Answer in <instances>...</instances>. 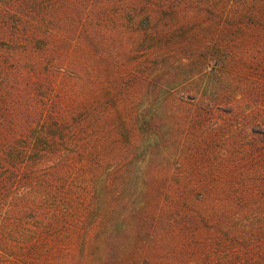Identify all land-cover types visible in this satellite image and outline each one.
<instances>
[{
	"label": "trees",
	"instance_id": "obj_1",
	"mask_svg": "<svg viewBox=\"0 0 264 264\" xmlns=\"http://www.w3.org/2000/svg\"><path fill=\"white\" fill-rule=\"evenodd\" d=\"M117 1L0 0V251L4 255L24 252L12 241L16 239L34 255L38 239L49 234L59 237L57 223H81L83 213L101 205L114 212L126 205L127 200H121L129 182L127 157L139 148L140 131L141 136L158 129L149 130L152 122L140 123L139 118L132 126L125 112L118 121L124 101L145 87L167 91L180 75L190 74L193 79L186 78L185 89L209 113L226 101V91L223 94L215 85L202 88L195 80L209 63L222 61L234 68L232 64L243 62L264 69V0H119L114 5ZM185 4L195 7L196 15L206 11L212 24L180 11ZM123 17L135 27L131 35L135 44L147 48L145 59L122 55L129 57L127 74L120 70L122 56L92 55L104 27L118 28ZM195 24L202 26L200 32L189 35ZM181 34L188 39H180ZM238 54L240 60L234 58ZM101 61L109 65L100 66ZM243 90L262 106L264 90ZM168 93L175 99L174 91ZM232 113L239 115L240 107ZM263 114L256 115L261 119L253 121L249 135L243 136L247 143L242 149L254 157L247 169L231 180L176 177L172 189L161 188L164 201L174 205L170 212L182 210V221L215 222L220 234L215 251L223 252L224 264H264ZM243 120L251 124L247 117ZM224 150L216 145L211 152L223 158ZM53 208V226L43 229ZM15 214L22 229H7L3 220ZM197 264L216 263L206 253Z\"/></svg>",
	"mask_w": 264,
	"mask_h": 264
},
{
	"label": "rangeland",
	"instance_id": "obj_2",
	"mask_svg": "<svg viewBox=\"0 0 264 264\" xmlns=\"http://www.w3.org/2000/svg\"><path fill=\"white\" fill-rule=\"evenodd\" d=\"M118 3L121 2L118 0L114 5ZM114 5L112 14L116 18L117 8ZM192 7L185 4L180 11L196 21L205 18L207 25L212 24L211 15L206 11L196 15ZM123 19V22L118 20V28L104 27L107 32L99 38V48L92 52L93 56L112 53L116 57L133 53L132 57L147 58L145 44L138 46L131 38L134 25ZM164 25L162 23L161 26ZM201 27L195 24L189 30V35L194 31L200 32ZM180 39L187 40L188 37L181 34ZM225 47L223 44L221 50L224 51ZM233 50L240 48L233 47ZM142 51L145 52L140 54ZM128 58L121 57L123 64L120 70L126 74L130 69ZM234 58L240 60L239 54ZM88 63L94 64L92 61ZM108 65L105 61L100 62V66ZM232 66L234 68L226 67L222 61H212L200 74V69L194 72H198L195 80L198 79L202 88L215 85L223 94L226 91V101L220 102L209 113L202 109L203 103L193 100L190 89H185L186 78L193 79L190 74L184 77L180 75V80L167 91L151 92L145 87L139 94L124 101V106L121 104L118 110V121L125 112L131 117L132 126L139 118L140 123L142 120L152 122V129L149 130L158 129L149 134L142 132L141 136L140 131L136 140V145L140 146L133 157H127L129 182L127 196L121 200H127L126 205L117 212L107 207L101 208V205L92 212L88 210L83 213L81 223H57L61 231L59 237L52 238L49 234L44 240L38 239V252L34 255L26 253L21 239L12 240L18 242L24 252L9 256L0 251V264H197L206 253H211V259L216 264H221L222 256L224 264L223 252L220 256L215 251L220 237L218 229L214 227L215 222L208 225L205 222L182 221V210L175 208L173 210L176 211L171 213L174 205L167 204L170 202L166 203L164 194L160 192L161 188L172 189L176 177L195 181L215 178L231 180L233 174L247 169L246 165L254 161V157L242 149V144L247 143L243 136L246 133L249 135L253 121L261 119L256 115L264 112V101L261 106V101L253 100L243 89L254 93L264 90V69L249 68L243 62ZM170 91L175 92V99L168 93ZM235 107H240L239 115L232 113ZM244 116L251 124L245 123ZM114 124L117 125L116 120ZM216 145L225 146L223 158L212 155L211 151ZM101 186L99 183V189ZM146 202L150 206L145 207ZM158 202L160 206H157ZM55 210H50L52 213L42 224L43 229L52 228ZM57 213L65 214L62 210H57ZM17 217L18 214L7 215L3 224L10 230L16 226L22 229L23 224L17 222ZM19 228H16V233H19Z\"/></svg>",
	"mask_w": 264,
	"mask_h": 264
}]
</instances>
